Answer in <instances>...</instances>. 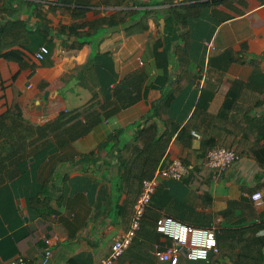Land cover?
Returning a JSON list of instances; mask_svg holds the SVG:
<instances>
[{
	"label": "crops",
	"instance_id": "obj_1",
	"mask_svg": "<svg viewBox=\"0 0 264 264\" xmlns=\"http://www.w3.org/2000/svg\"><path fill=\"white\" fill-rule=\"evenodd\" d=\"M10 1L19 12L1 14L0 27L19 20L29 32L24 44L0 53V119L16 101L22 120L16 127L0 124V149L8 155L0 158V264L17 257L37 264L47 237L53 239L49 264H98L130 227L121 164L135 147L133 135L178 74L173 52L180 31L167 23L168 13L150 11L205 4L187 27L195 79L169 114L180 126L196 108L215 116L238 81L240 96L227 119L234 123L264 99V0ZM44 45L50 53L39 61L35 52ZM202 115L187 135L190 147L187 138H173L160 161L178 159L189 174L160 179L150 209L215 230L219 253L208 264H264L263 171L245 154L224 174L207 168L201 140L231 131L207 126ZM257 191L260 202L250 199ZM229 203L235 206L226 221ZM155 243L170 241L141 230L115 264H159ZM180 264L204 263L182 257Z\"/></svg>",
	"mask_w": 264,
	"mask_h": 264
},
{
	"label": "trees",
	"instance_id": "obj_2",
	"mask_svg": "<svg viewBox=\"0 0 264 264\" xmlns=\"http://www.w3.org/2000/svg\"><path fill=\"white\" fill-rule=\"evenodd\" d=\"M166 3L173 4V0H163L160 2L162 5ZM204 6L205 4H193L150 11L154 12L155 14L157 13L158 16L163 13H168L169 19L167 20L169 22L167 23L172 24L174 32H176L177 29L180 31V33L177 35V42L173 52L178 62V74L175 80L168 84L169 91L166 92L165 95L162 94L158 100L152 102L150 112L146 118V124L143 127H138L135 134L133 135L135 147L128 160L121 164L124 169V176L128 184L126 200H129V203H131L133 212V204H135L142 190L143 181L153 176L158 164L167 153L173 138L179 142H183L184 138H187V144L188 147H190L193 137H189L187 135H189L191 130L194 129L193 124L195 122V118L198 115H202V112L196 108L194 109L189 120L183 126H180V123L175 122L169 113L173 102L186 91L188 86L191 84L190 82L195 79V73L191 70L187 60L190 47V38L188 36L187 27L188 20L198 17L200 15L201 8ZM18 12V7H13V3L10 0L0 1V15H14ZM147 16L148 12L144 17ZM115 19L116 18L113 17L112 20H109V22H107V20H104L103 22H107L108 26H112L114 25ZM141 21L144 22L145 19ZM117 23L118 22H116L115 25ZM25 28L26 27L24 23L20 22L19 20L7 21L3 26H1L0 53L5 48L24 44L26 41V35L29 32ZM181 30H183V32H181ZM38 50L36 52H38ZM241 85L242 83L238 81L233 84L217 115L212 116L207 115L206 113L202 115L206 120L207 126H210V124L219 127L227 126V128L231 131V134L228 136L223 134L224 136L220 138L205 134L204 138L201 140L200 149L207 153V151L213 147L231 148L237 137L243 135V137H240L239 141L236 142L237 145L235 146L234 151L236 152L238 158L245 154L253 159L258 167L262 169V176L264 178V99L260 100V102L255 107L250 108L239 122H227L228 116L234 110L237 100L240 96L239 90ZM258 108L260 111L255 112V110ZM17 114L18 106L15 101L11 108V112L0 119V124L12 123L16 127L22 123V120L17 117ZM86 130L87 126L83 131L77 134V137L84 134ZM17 131L18 135H16V138L21 139V132L18 128ZM57 135H59V133H57ZM71 139L74 140L75 137H72ZM7 156L8 155H6L5 152L0 149V158L8 161ZM135 186H138L136 192ZM258 188H260V186L255 187L253 191H256ZM130 192L132 193L131 195L129 194ZM233 205L235 206L234 203H229V210L222 214L226 221H228V214L232 212L230 210L233 208ZM125 206L126 205L124 203L120 210L123 211ZM159 217V214L152 211L149 205L142 219L141 227L138 232L141 230L156 232V222ZM151 251L153 253L154 248Z\"/></svg>",
	"mask_w": 264,
	"mask_h": 264
},
{
	"label": "built area",
	"instance_id": "obj_3",
	"mask_svg": "<svg viewBox=\"0 0 264 264\" xmlns=\"http://www.w3.org/2000/svg\"><path fill=\"white\" fill-rule=\"evenodd\" d=\"M48 54L49 49L46 46H41L38 52L35 53V57L37 60L42 61ZM196 85L201 86V83L197 82ZM192 135L200 139V135L195 131H192ZM238 159L232 148L213 147L206 153L205 164L207 168L217 174H224L232 169ZM190 170L191 167L186 166L178 159H174L166 166L160 163L153 177L144 180L142 183V190L134 204V212L128 231L114 240L109 255L98 264H115L132 244L160 179L181 181L189 174ZM262 198L263 195L259 191L250 196V199L254 202H260ZM156 232L170 241L167 246H162L159 243L154 244L153 253L159 264H180L182 257L191 262L208 264L210 255L219 253L217 234L212 228L192 226L171 216H161L156 222ZM52 245L53 239L47 237L45 239L46 247L37 260V264H49L52 258ZM28 263V260L23 257L2 262V264Z\"/></svg>",
	"mask_w": 264,
	"mask_h": 264
}]
</instances>
